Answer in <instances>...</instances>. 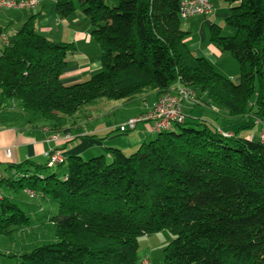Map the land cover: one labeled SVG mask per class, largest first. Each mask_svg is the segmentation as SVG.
<instances>
[{"label": "trees", "instance_id": "trees-1", "mask_svg": "<svg viewBox=\"0 0 264 264\" xmlns=\"http://www.w3.org/2000/svg\"><path fill=\"white\" fill-rule=\"evenodd\" d=\"M225 1L234 35L212 24L209 42L237 62L238 82L188 48L178 0H57L60 18L81 10L100 49L101 70L71 85L61 79L73 46L38 34L32 18L15 33L0 26L2 124H41L71 142L91 116L82 113L88 104L157 99L177 85L245 118L228 136L185 118L128 156L108 147L88 160L61 155L53 166L47 158L5 168L0 188L57 202L49 219L55 239L21 254L19 264H140L138 238L163 229L174 238L162 264H264V141L243 136L264 122V0ZM29 223L1 199L0 234Z\"/></svg>", "mask_w": 264, "mask_h": 264}, {"label": "crops", "instance_id": "crops-1", "mask_svg": "<svg viewBox=\"0 0 264 264\" xmlns=\"http://www.w3.org/2000/svg\"><path fill=\"white\" fill-rule=\"evenodd\" d=\"M56 2L57 0H39L37 7L32 10L0 9V26L6 27L10 33H15L29 18H32L38 34L53 43L68 44L74 48L67 58L68 64L62 75V84L71 85L84 82L102 68L99 46L94 41L91 35L92 27L81 10L77 9L67 18H60L55 12ZM203 45V42L192 43L193 53L196 56L206 58L210 63L216 64L218 58L222 57L221 51L213 46ZM232 77H236L235 82L239 81L237 73ZM155 100L153 94H147L130 101L131 103L127 102L126 104L113 106L108 110L107 115L100 114L96 117L103 120L104 118H111L110 115H112L117 120L114 123L106 121L92 125L94 124L92 123L94 118L90 116L79 124V132L73 134L74 140L71 142H67L64 135L55 134L50 128L41 124L25 126L0 123V172L7 176L8 173L4 171L5 168L21 164L26 160L40 165H42L41 163L45 164L47 162L46 153L50 151H57L64 157L69 155L81 157L90 150L95 149L102 155H107L106 148L108 147L105 143L116 145L119 136H132V139L135 140L134 145L137 148L138 145L144 143L151 136L154 138L156 133L151 131V123L137 124L135 129L130 130L131 133L127 135L119 130L121 129L119 125L130 117L148 111ZM199 101V106L210 109L211 103L206 104L202 100ZM107 106L109 107V105ZM197 107L184 105L183 112L185 114L186 111H190L191 113H189L192 115V111ZM116 112L124 113L116 117ZM211 112L215 116L223 117L227 122L232 120L224 110L217 113V111L211 109ZM185 116L187 118L188 114H185ZM226 127L225 129L228 130L225 131L216 126L219 132L231 135L234 131L230 130V127ZM243 136L245 139H254L252 131ZM3 197L5 196L0 192V201Z\"/></svg>", "mask_w": 264, "mask_h": 264}, {"label": "rangeland", "instance_id": "rangeland-1", "mask_svg": "<svg viewBox=\"0 0 264 264\" xmlns=\"http://www.w3.org/2000/svg\"><path fill=\"white\" fill-rule=\"evenodd\" d=\"M211 4L213 5V13L210 17L196 16L180 21V29L183 32H186L185 43L192 52V43L203 42V46H213V44L209 42V27L212 24H216L220 27L222 36L234 35V30L230 29L225 23L229 4L225 0H211ZM8 33H10V31ZM221 53L222 57L218 58L217 63L210 64L218 74L230 78L235 82L236 77L234 78L232 75H235L236 73L239 75V65L230 56V54L226 52ZM201 97H204L202 99L203 101L206 100L205 96ZM107 105H109V107ZM117 105H121V103L100 99L96 102L88 104V106L84 108L85 110H82V113L85 111V113L88 112V114H91L94 118L92 121L94 124L92 125L106 121L114 123L117 120L112 115H110L111 118L109 119L104 118L105 120H100L96 117L100 114L107 115L106 113L108 110ZM211 109L217 111V113H221L220 111H223L213 104H211L210 109L198 106L192 111V115L190 114V111H186L185 114H188L187 121L205 120L211 126L220 127L221 130L225 131L228 130L225 129L227 128L226 126H228L231 128L230 130H233L234 132L237 131V128L240 125L244 124L245 118H232L230 122H227L223 117L219 115L215 116L211 112ZM122 113L124 112H116V117L120 116ZM79 116H82V114ZM255 121L260 122L258 119ZM119 130L121 132H125L126 135L131 133L130 130L127 129ZM261 130V124L257 123L252 131L255 139L259 138ZM152 139L153 137L151 136L146 139L145 142H149ZM134 141L135 140H133L130 135L119 136L118 143L116 145H111L110 143L108 145L105 143V145L106 147L118 148L123 152V154L128 156L136 151ZM100 155L102 154L99 151L92 149L88 153L82 155L81 158L83 160H88ZM107 160L109 161V157H107ZM64 170L65 168L63 167V171ZM0 192L11 203L18 205L21 211L27 214L30 219L28 226L22 227L21 229L14 227L15 229L12 228L9 234H0V264H19V256L21 254L26 251H30L35 246L51 242L55 239L53 228L50 225L49 219L57 214V202L51 198L41 199L38 196L29 195L26 191H13L5 187H1ZM173 238V234L168 229H163L151 235L139 237L137 241L138 258L140 260L147 259L151 264H162L163 250Z\"/></svg>", "mask_w": 264, "mask_h": 264}, {"label": "built area", "instance_id": "built-area-1", "mask_svg": "<svg viewBox=\"0 0 264 264\" xmlns=\"http://www.w3.org/2000/svg\"><path fill=\"white\" fill-rule=\"evenodd\" d=\"M178 16L181 20L191 17H208L213 13L211 0H178ZM39 0H0V9L4 10H32L37 7ZM5 41V37L2 36ZM184 105L199 106L200 101L196 98V92L185 86L177 85L173 90L161 94L151 105L150 109L138 116L128 118L119 127L127 130H134L137 124L143 122L151 123V131L157 133L162 130H168L173 124H182L186 118L183 107ZM261 124L260 139L264 141V122L256 121ZM225 135V134H223ZM226 136H228L226 134ZM65 139L72 137L66 135ZM48 165L53 166L62 161L58 152L46 153ZM31 194L30 192H28ZM32 195V194H31ZM140 264H151L147 259L141 260Z\"/></svg>", "mask_w": 264, "mask_h": 264}]
</instances>
